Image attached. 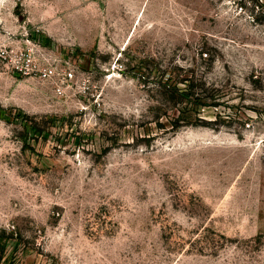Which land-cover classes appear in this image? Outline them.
I'll list each match as a JSON object with an SVG mask.
<instances>
[{"label":"rangeland","instance_id":"rangeland-1","mask_svg":"<svg viewBox=\"0 0 264 264\" xmlns=\"http://www.w3.org/2000/svg\"><path fill=\"white\" fill-rule=\"evenodd\" d=\"M0 264H264V0H0Z\"/></svg>","mask_w":264,"mask_h":264},{"label":"built area","instance_id":"built-area-1","mask_svg":"<svg viewBox=\"0 0 264 264\" xmlns=\"http://www.w3.org/2000/svg\"><path fill=\"white\" fill-rule=\"evenodd\" d=\"M29 65V63H28ZM17 67V66H16ZM31 68L26 67L25 70L23 71L24 73H27ZM53 73V70L50 68H44L42 70H40V77L42 78H47L49 77L51 74ZM69 76L71 75V73H67Z\"/></svg>","mask_w":264,"mask_h":264},{"label":"trees","instance_id":"trees-1","mask_svg":"<svg viewBox=\"0 0 264 264\" xmlns=\"http://www.w3.org/2000/svg\"><path fill=\"white\" fill-rule=\"evenodd\" d=\"M181 95H183V94H181Z\"/></svg>","mask_w":264,"mask_h":264}]
</instances>
